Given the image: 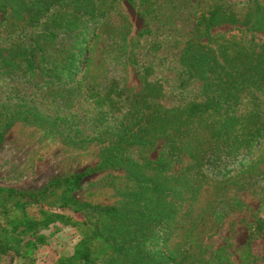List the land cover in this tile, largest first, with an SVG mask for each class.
<instances>
[{
	"label": "trees",
	"instance_id": "trees-1",
	"mask_svg": "<svg viewBox=\"0 0 264 264\" xmlns=\"http://www.w3.org/2000/svg\"><path fill=\"white\" fill-rule=\"evenodd\" d=\"M121 1L139 3L143 16L153 19L164 3L178 9L176 0H0V84H11L0 102V145L17 123L60 133L64 119L39 109L24 92L30 87L68 104L75 96L91 101L96 134L70 141L100 147L99 163L82 173L56 177L37 190L0 187V264H15L17 258L34 264L36 251L47 243L41 231L55 224L81 235L73 255L55 264H202L193 239L178 255L168 246L203 183L227 182L264 164V42L253 46L212 34L224 25L264 33V0L242 6L209 0L196 12L182 42L176 88L181 95L193 85L201 89L174 106L163 103L168 91L164 80L153 78L156 67L140 63L135 52L129 59L142 79L140 91L117 80L99 90L86 70L81 73L91 41ZM143 35L153 36L152 30ZM161 49L160 41L151 45L153 53ZM163 140L166 155L148 158ZM185 153L188 165L172 172ZM109 170L125 173L107 178L120 202L102 205L76 197L87 177Z\"/></svg>",
	"mask_w": 264,
	"mask_h": 264
},
{
	"label": "rangeland",
	"instance_id": "rangeland-1",
	"mask_svg": "<svg viewBox=\"0 0 264 264\" xmlns=\"http://www.w3.org/2000/svg\"><path fill=\"white\" fill-rule=\"evenodd\" d=\"M242 6L248 0H225ZM174 10L164 3L158 10L157 19L145 17L137 3L121 1L108 24L99 30L98 37L91 41L84 65L86 75L99 90L110 80L131 91H140L142 79L138 69L130 62L132 52L140 63L154 65V79L164 80L168 95L163 103L179 105L184 97L192 98L201 85H193L180 94L176 88L179 72L178 59L183 43L195 25L196 12L211 4L209 0H176ZM152 30L153 36L143 35ZM214 37L237 40L253 46L264 42V33L235 25H224L213 29ZM176 39L181 44L176 45ZM155 41L162 43L158 53L151 51ZM79 73L78 78H80ZM11 84H0V102L9 92ZM44 113L62 117L60 133L51 127L33 123H17L0 145V187L17 190H37L52 179L82 173L99 163L100 147L96 144L75 145L71 139L80 140L94 136V105L84 97L75 96L66 101L36 94L32 88L24 91ZM7 97V96H6ZM168 142L161 141L148 158L157 160L166 155ZM132 156L138 159L134 150ZM190 162L185 153L172 172H178ZM109 176L124 177L122 171H106L87 177L76 193L81 201L95 204L114 205L121 198L107 184ZM47 237L45 246L39 247L34 255V264H55L61 258L73 255L81 239L76 228L61 224L42 230ZM195 241V249L202 250V264H214L222 260L231 264H264V164L256 169L236 175L227 182L206 181L199 198L192 205L184 226L169 242V252L175 255ZM201 249H198V246ZM15 264H24L19 258ZM97 264H104L99 262Z\"/></svg>",
	"mask_w": 264,
	"mask_h": 264
}]
</instances>
